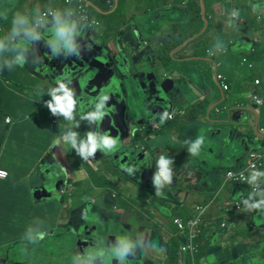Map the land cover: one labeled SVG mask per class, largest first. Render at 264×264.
<instances>
[{
	"label": "crops",
	"instance_id": "0c3cea01",
	"mask_svg": "<svg viewBox=\"0 0 264 264\" xmlns=\"http://www.w3.org/2000/svg\"><path fill=\"white\" fill-rule=\"evenodd\" d=\"M120 1L93 0L96 8H91L90 14L105 16L104 19L113 12ZM192 3L195 5L201 3L202 17L203 19L206 17L207 22L203 24L199 18H196L198 12L190 9ZM123 5L128 12L123 18H133L134 23L143 28V37L148 39L147 45L151 46L149 48L158 53L160 48L154 45V40L165 38L163 35L165 30H178L179 22L187 21L185 28L187 40L184 44H177L171 48L174 55H179L175 52L177 50L187 54L185 62L184 57L181 56L182 63L175 68L176 72L182 68V64L193 65L195 69L203 70L202 76L195 78L205 87L204 72L211 69L214 76L212 84L201 98L205 102L210 101L211 105L222 104L223 100H227L232 107L228 106L229 111L225 116L227 119L225 121L229 124L225 126L224 122L220 124L219 121L223 120L216 116L218 125L211 121L201 127L196 124V119L195 123L187 125L190 127L185 129V140L204 135L206 141L211 139L209 133L213 132L217 138L221 135L226 137L228 134L225 133L234 131L238 136L232 144V151L229 156L227 152L225 159L224 149L221 152L222 146L216 143L208 150L204 149L203 145L200 156L192 157L181 142L184 138L180 129L162 126L157 120L153 125L154 128L150 130H131L136 141L132 143L139 146L135 154L131 151L137 159L136 164L128 167L136 170L133 175L128 173L127 168L123 171L120 166H115L113 158H108L101 152H97L92 160L83 161L75 150L66 149L62 152L61 146L52 147L53 140L61 135L56 134L58 128H40L29 118L34 106L38 105L31 101L37 99L36 97L27 99L16 94L11 96L10 102L6 101V97L1 98L0 169L7 170L9 176L0 179V249H4L7 244L23 243L22 237L26 231L23 229V224L30 226L38 220L36 223L44 222L48 236L52 237L56 232L68 227L73 233V241L70 247L64 246V243L63 246L65 252L69 251L72 255L78 251L74 245L84 235L85 240L91 242L98 235L103 234L107 237V242L111 243L116 239L115 233L135 231L162 246L164 252L162 255L153 254L150 257L140 254L135 257L130 255V264H174L170 257L172 246L178 250L176 251L175 248L173 250L174 253L178 252V264H208L210 255L215 258L213 264H264V241L260 239H264V217L255 214L250 221L251 225L247 224L249 231L243 232L244 235L242 232L233 235L226 233V229L229 228H235L233 231L240 232V223L243 225L249 220L247 213L245 214L243 210L236 212L233 206L234 201L238 200V193H243L246 197L252 191L248 184L227 181L226 172L233 167L242 169L248 160L244 164L242 161L245 158L249 159L251 153L264 151L262 134L264 104L258 105L255 101L257 95L264 97V49H262L264 18L257 19L248 7V0H124ZM164 5L169 9L166 10ZM233 7L239 9L241 18L237 27L230 30L225 27L226 11ZM92 10L94 12L91 13ZM164 18L174 25L166 28ZM116 21L119 22L117 19ZM158 23H163L165 29L155 28L154 25ZM152 27L157 30H152ZM93 28L95 29L89 30L90 34H88L91 38L94 35L99 36V33L103 34L106 30L104 26L98 25ZM218 37L227 50L223 54L209 57L208 51L213 48L210 42L217 40ZM201 44L205 47L199 48ZM183 45L185 48L180 49ZM103 46L109 48L106 42ZM110 53L114 54V51ZM116 57L119 59L118 55ZM16 71L14 68L12 74ZM154 72L161 77L158 72ZM219 73L228 77L229 90H224L219 82ZM133 76L136 81L140 77L135 73ZM257 79L262 81L261 86L256 84ZM168 80L173 84L176 82L173 79ZM44 84L40 88L51 86L47 79H44ZM170 91L174 92L175 97L168 108L170 109L168 114L170 116L173 113L175 117L168 118V121L177 122L187 114L190 103L186 102L195 98L197 93L186 89L187 94L184 91L183 94L182 92L178 94L175 88H170ZM33 94L34 92L31 95ZM243 94L246 96L242 97ZM240 105L245 106L240 109L250 112L248 115L250 125L247 129L241 122L244 114L236 115L233 110L234 106L240 107ZM181 110L183 113H180ZM236 116L238 120L235 119ZM7 117L12 119L11 123L5 121ZM51 118H54L53 115ZM53 125H57L54 120ZM141 132L162 134L150 133L143 136L140 135ZM243 133L251 135L256 142L263 141V143L256 148L249 144ZM158 137L163 138V142L151 144V140ZM168 138H172L171 141L167 142ZM242 146L244 151L238 153L236 150L240 151ZM161 154L174 159L173 183L163 189L164 197L155 195L152 183L155 159ZM115 156L116 154L113 157ZM119 171L128 176L127 179L123 178L124 175L120 176ZM85 197L88 200H85ZM118 198L125 199L120 208H117L120 202ZM132 200H138L143 207L133 203ZM212 202L214 203L212 208H215L218 202L224 205L226 202H232L227 209L228 218L219 227L218 223L224 220V216L221 214L216 216L214 212L219 210L221 213L222 210L209 208L201 226L202 235L198 240L200 246L197 244L199 253L194 256L183 254L182 247L189 241V235L179 231L175 219L188 221L194 219L200 205ZM84 208L88 210V222L81 217ZM224 225L227 227L224 228ZM58 244L62 246V242ZM22 245L26 247L24 243ZM85 247L87 246H84L83 250ZM67 264L70 262L68 261ZM97 264L100 262L97 261ZM113 264L118 262L114 260Z\"/></svg>",
	"mask_w": 264,
	"mask_h": 264
},
{
	"label": "clouds",
	"instance_id": "9594fccd",
	"mask_svg": "<svg viewBox=\"0 0 264 264\" xmlns=\"http://www.w3.org/2000/svg\"><path fill=\"white\" fill-rule=\"evenodd\" d=\"M67 3L70 4L71 0H67ZM248 7L257 19L264 18V0H248ZM79 13L76 8L51 6L42 8L39 4L29 11H16L11 18L10 30L0 35V72L4 68L11 71L16 67H25L26 64L32 67L38 66L43 59L38 49L41 42L49 49L48 54L51 58L60 57L61 53L65 58L73 55L79 57L83 48L91 49L89 42L84 43L85 33L95 25L89 22L85 15ZM7 16L8 9L0 10V18ZM226 16L225 27L230 30L235 29L241 18L239 9L231 8L226 11ZM226 50L223 41L218 39L213 48L209 49L208 56H217ZM39 91L42 96L45 93L50 96V99L45 101L50 113L66 122L61 135L53 140L52 147L61 146L62 152L66 149L75 150L83 161L92 160L98 151L104 155H111L120 150L121 141L107 131L101 130V124L110 111L108 102L111 95L108 91L101 89L95 97L78 96L73 87L72 77L67 73L57 77L54 86L47 89L40 88ZM168 118L170 116L166 111L161 113V122ZM81 122L88 124V130L83 136L76 130ZM204 143V135H197L195 139L184 141L187 152L192 157L200 156ZM173 165L174 159L168 155L161 154L155 159L152 183L156 196L164 197L163 189L173 183ZM127 171L133 175L136 173L132 168H127ZM245 171L248 175L241 172L240 180L248 184L252 191L246 197L243 193L237 194L238 207L242 205L243 212L264 217V187H262L264 170L252 166ZM5 177L6 173L0 172V179ZM85 200L88 198L85 197ZM81 217L88 222L86 208L82 211ZM36 221L27 227L22 237L26 245H37L47 236L44 222L36 223ZM114 235L116 239L111 243L107 242L105 235H98L92 244L72 256L71 264H97V261L100 264H113L114 260L118 264H130V255L135 257L140 254L150 257L153 254L162 255L164 252L162 246L150 241L142 233L127 231L117 232ZM214 259V256L210 255L208 264H213Z\"/></svg>",
	"mask_w": 264,
	"mask_h": 264
},
{
	"label": "rangeland",
	"instance_id": "374dc122",
	"mask_svg": "<svg viewBox=\"0 0 264 264\" xmlns=\"http://www.w3.org/2000/svg\"><path fill=\"white\" fill-rule=\"evenodd\" d=\"M39 1V5H41L42 8H46L47 6H51V7H57L58 6L61 8L62 7V3L58 2L56 0H35ZM11 3H15L13 5V7L19 8V2H17V0H11ZM124 0H121L120 3L118 4V6H116L113 10V12L106 18L103 19L99 22V20L96 19L97 15H93L90 14V17L96 21L99 22V27L104 26L105 27V31L104 33H99L100 35L97 36L98 41L102 42H106V44H108L110 51H114V56L118 55L119 59L115 60V65L113 66V69L116 71L118 70L119 73H122V71H125L131 75L138 74L141 70H147L149 69L150 71H156L158 72L162 79L164 80H168V79H173L175 84L174 88L176 90V92L178 94H183V91L185 94H187V90H192L193 92H196L197 95L195 98H193L190 102H186V103H190V107L187 110V114L183 117L180 118L179 121L177 122H171L168 121V119L164 120L163 122H161V119H158V122H160V124L162 126H173V129H180V132L183 133L182 136L184 138L185 141V129L188 127L187 125L191 124V123H195L197 119L196 124L198 123L201 127H203V125H205L206 122H213L216 125H218V123L216 122L215 118L216 116L220 117L223 121H219L220 124H222L225 126L226 124H229L226 119V113H228L229 109L228 106L231 105L230 103L228 104L227 100H223L222 104H214L210 101H204L201 96L206 92L207 89H209V87L212 84L213 81V71L211 69H207L204 72V83H205V87L201 86V83L199 84L195 78V76L201 77L203 74V70H197L195 69V67L193 65H183L182 64V68L176 72V67H179V64L182 63L181 59L184 57V62L186 61V55L187 54H183L184 51L181 50H177L175 51L176 53H178L179 55H174L173 51H171V48H173L175 46V44H179L180 40L182 39V37L180 36V33L177 30H165L164 32V36L165 38H160L159 40L156 39L154 40V45L158 46V48H160L159 53L158 51H154V49H151L149 47H151L150 45H147V38L143 37V28L138 27L134 21L133 18L131 19H124V15L127 12L126 8H124ZM23 5V4H22ZM21 5V9H23ZM192 6L194 5V3L191 4ZM166 5H164V8L167 10L169 9L168 7H165ZM65 7V5H64ZM131 9V6H130ZM90 11V10H89ZM92 13V11H91ZM93 15V16H92ZM108 15V14H107ZM99 18V17H97ZM128 18H129V14H128ZM206 18V17H205ZM100 19V18H99ZM119 20V22L116 21ZM122 19V20H121ZM121 20V22H120ZM159 22V21H158ZM162 22V21H161ZM164 25L166 28H171L174 23L169 22L166 20V18H164L163 20ZM207 22V19H206ZM181 26H186L187 25V21H180L179 22ZM155 28L158 29H162L163 28V23H158L154 25ZM145 28V27H144ZM154 27H152V30H157ZM95 28H92L90 31H93ZM101 29V28H100ZM165 29V28H163ZM170 31V33H168ZM136 33H138V35H136ZM221 40L220 37L217 38V40ZM217 40H214L212 42H210L211 46H214L215 42ZM264 40V39H262ZM203 48L205 47V45H199V48ZM112 48H114L112 50ZM185 48V46L183 45L180 49ZM262 49H264V45L262 46ZM183 56V57H181ZM30 64H26L25 67L29 68ZM134 66V67H133ZM195 69V70H194ZM193 71L195 73H193ZM36 74V73H33ZM253 78H255L253 76ZM128 81L130 79H127ZM131 82L135 85V82L132 80L131 78ZM167 82V81H166ZM165 82V83H166ZM52 87V85L50 86ZM173 88V89H174ZM32 93L35 92V90H31ZM34 96V95H33ZM181 96V95H180ZM246 96V94H243L242 97ZM200 100V101H199ZM205 102V103H204ZM224 102H226V104H224ZM242 102V100H241ZM232 107V105H231ZM178 110V108L176 109ZM233 110L235 111L236 115H242V123L245 125V128L247 129L248 126L250 125L249 122V118L248 115L250 112H247L246 110L240 109L237 106L233 107ZM195 112H197L196 114H194ZM168 113V112H167ZM192 114V115H191ZM190 116H192V119H190ZM204 118H200V117ZM187 118V119H186ZM236 120H238V116L235 117ZM195 124V126H196ZM148 128L152 127V124L148 123ZM194 126V128H195ZM230 126V125H229ZM56 126H54L53 128H55ZM190 127V126H189ZM188 127V128H189ZM217 127V126H216ZM214 127V128H216ZM197 128H195L196 130ZM212 129V128H211ZM191 130V128H190ZM155 131V130H154ZM150 133H156V135L162 134L160 132H141V135H146V134H150ZM191 133H193V131H191ZM196 133V131H195ZM188 134V133H187ZM228 134L226 135V137H223V135L218 136L217 138H215L214 133H209V135L211 136L209 140H206L204 143V149H211L212 146L216 143L220 144L222 146V150L224 149V157L225 159L227 158V152H228V156L230 154V151H232V144L234 142V140L237 138L238 133L234 132V131H229V133H225ZM246 136L247 141L249 142V144L256 146H259L262 142H256L255 139L247 134V133H243ZM167 137V136H166ZM165 137V138H166ZM172 138H168L166 141H171ZM163 138L158 137V138H154L151 140V144H161L163 142ZM184 141L182 140L181 142L184 143ZM184 151L186 152V150L184 149ZM203 151V150H202ZM238 153H242L244 151V147H241V150L238 151L236 150ZM206 151H204L205 153ZM188 153V152H187ZM202 153V152H201ZM228 160V159H227ZM248 159L245 158V160L242 161V164H244ZM233 170H238L237 167H233ZM230 169V170H232ZM205 170V169H203ZM264 170V167L261 169ZM229 171V170H228ZM227 171V172H228ZM226 172V173H227ZM119 175L123 176L124 173L119 171ZM227 175V174H226ZM128 176L124 175L123 178L127 179ZM119 199V204L117 205V208H120L123 205V201L125 200L124 198H118ZM133 203L139 204L143 207V205L138 201V200H132ZM213 202L211 204L207 205H203L205 207H209L212 208L213 206ZM232 202H226V204L224 205L223 203H216L215 208H212V210L215 209H220L222 210V212L220 213L219 210H217L216 212H214V215L218 216L219 214L224 216V220L220 221L218 223V226L221 227V224L224 223V221L226 220L227 217V209L231 206ZM138 209H142L137 207ZM210 210V209H209ZM208 210V211H209ZM233 210L236 212H242L243 209H240V211H237L234 206H233ZM207 211V213H208ZM246 214V213H245ZM248 214V218L249 220L247 221V223L241 225L240 223V232H236L239 230H235L233 231V229H226V233L229 235H233V234H238L242 232H247L249 231V227L247 226V224L250 223V221L252 220V218L255 216V213H247ZM199 215V213L197 212L195 214V217ZM229 215V214H228ZM207 215H204V218H206ZM184 220V219H183ZM185 222H187L188 220H184ZM241 222V221H240ZM27 225L23 224V229H27ZM227 227V226H226ZM255 233V232H253ZM73 233L71 231H69L68 227L61 229V231L56 232L55 235H53V237L50 235L47 236L39 242V244L37 245H31V247H24V245H22L23 243H16V244H7L4 246V249H0V264H67V262L69 261L71 264V258H72V254L69 251L65 252V247H70V244L73 241L72 238ZM157 236V235H156ZM153 237V235H151V238ZM262 241H264L263 238H260ZM62 242V246H60L58 243ZM64 243V246H63ZM199 245V241L197 243ZM200 246V245H199Z\"/></svg>",
	"mask_w": 264,
	"mask_h": 264
},
{
	"label": "water",
	"instance_id": "95a60500",
	"mask_svg": "<svg viewBox=\"0 0 264 264\" xmlns=\"http://www.w3.org/2000/svg\"><path fill=\"white\" fill-rule=\"evenodd\" d=\"M88 34H90V31L85 33L86 40L89 39ZM101 45V51L97 54L96 52H88L85 55L81 52L79 57L73 55L65 60L66 58L61 53L58 58L62 62L58 66L55 63L52 64L51 59L54 60V58L49 56V49L41 42L38 45V49L43 59L38 71L43 70L49 63L54 67L69 69L67 73L70 76L72 74L71 77L73 84H76V94L78 96L87 95L85 93L86 88L90 87L89 89H91L95 85H100V88L96 90L94 95L91 94L92 97H95L101 89L110 93L111 98L108 102L110 111L101 124V130L117 137L121 141V148L116 153L105 156L108 158L112 157L115 166H120L125 171L129 165L136 164L137 159H135L134 154L139 149L138 145L133 144L136 141L133 138L134 135L131 134V130L143 131L154 128L153 125L160 119L161 113L170 111L168 108L172 105V100L175 97L174 92L170 91V88L173 89L174 85L170 80L160 78L154 71L143 69L138 73L140 77L137 81L135 80V85H130L132 88L131 93L130 87H124L125 82L118 75L119 72H113L109 76L106 74L112 67L113 62L118 59L113 53H110L108 47L103 46V43ZM86 69L93 70L91 72L92 76L88 75V71L84 72ZM79 77L82 78L80 82L77 79ZM81 85H83V88H81ZM91 96L88 95V97ZM238 108H245V106L240 105ZM148 123L152 124V127L148 128ZM131 151H134L133 155ZM115 154L116 156L113 157ZM92 243L93 241L85 240L84 235L80 237L74 248L82 252L84 246H89Z\"/></svg>",
	"mask_w": 264,
	"mask_h": 264
},
{
	"label": "trees",
	"instance_id": "16d2710c",
	"mask_svg": "<svg viewBox=\"0 0 264 264\" xmlns=\"http://www.w3.org/2000/svg\"><path fill=\"white\" fill-rule=\"evenodd\" d=\"M17 2H19V8L13 7L15 3L12 4L11 0H0V10L8 9L7 18H0V35H3L10 30L11 18H12V15L16 11H29L32 8H34L35 5L39 3V1L35 2V0H17ZM21 5L23 9L20 8ZM69 6L73 8L76 5L75 3H73ZM190 9L193 12H196V11L198 12V14L196 15V18H199V20H201L202 23L204 24L206 21V18L203 19L202 17L203 8H202L201 3H198L196 5L194 3L193 6L190 4ZM92 12H94V10H92ZM97 17H99L100 19ZM97 17H96L97 20L99 21L102 20V16L97 15ZM186 27L187 26L180 25L179 29L180 28L181 29L177 30L180 33V36L182 37V39L179 41L180 45L184 44L185 41L187 40L186 39L187 30H185ZM182 30L183 32L181 33ZM176 45L177 44H175V46ZM16 70L17 71L14 72L15 74H12L13 70L9 71L7 68H4L3 71L0 72V99L6 97V101L10 102L11 96L16 95V94H20L23 96V98H27V99H31V98L33 99L34 97H36L37 99L31 100V101H33L35 104H38V105L34 106V108L32 109L30 113L29 118H31V120L36 124V126L40 128L54 127L53 120L58 119L57 120L58 123L56 125V127L58 128V132H56V134H61V130L66 122L61 120V118L58 116L53 115L54 118H51L52 114L45 106V101L50 99V96L47 93H45L42 96L39 91L41 85H45L44 78L39 76L38 74H33L34 72L30 67L29 68L16 67ZM45 89H47V87ZM30 90H35L33 94L34 96L31 95L32 91L30 92ZM77 119L79 120V115H77ZM76 130L80 132L81 136H83L85 132L88 130V124L86 122H81L79 128ZM8 176H9V172H8ZM23 243L25 244V242ZM27 247H29V245H27ZM174 248L176 249V247L172 246L170 249V257H171V260L174 262V264H178L179 255H178V252L177 253L173 252ZM176 251L178 250L176 249Z\"/></svg>",
	"mask_w": 264,
	"mask_h": 264
},
{
	"label": "built area",
	"instance_id": "2783aa9c",
	"mask_svg": "<svg viewBox=\"0 0 264 264\" xmlns=\"http://www.w3.org/2000/svg\"><path fill=\"white\" fill-rule=\"evenodd\" d=\"M58 2L62 3V6L65 5V7H69L71 8L69 5L75 3V7L78 10V14H80L79 12H81L83 15H85L88 19L89 22H93L94 25H98V21L92 19L90 17V9L91 8H96V6L94 5L93 0H71V3L68 4L67 0H56ZM56 8V7H54ZM60 8V7H58ZM63 8V7H61ZM218 80L221 83L222 87L224 88V90H229L230 89V83L228 81V77L225 74L219 73L218 74ZM256 84L258 86L262 85V81L260 79L256 80ZM263 94H264V89H263ZM255 101L258 105H263L264 104V97L261 96H255ZM180 113H183V110L180 111ZM175 117V115L173 113L170 114V119H173ZM5 121L7 123H11L12 119L10 117H7L5 119ZM56 123H58L57 120H54ZM262 134L264 135V129H262ZM252 166H255V168L261 170L264 167V151L262 152H253L249 155V159L246 163V165L240 169V170H229L227 172L226 175V180L227 181H231V182H235L237 184H246L243 181L240 180V173L244 172L245 175H248V172L245 171L246 169H250ZM0 172L6 173V177L4 179H6L8 177V171L5 169H0ZM231 173V175H229ZM234 208L237 211H240V209L242 208V205H240L238 207V200L234 201ZM209 209V207H205L203 205H200L198 207V213L199 215H197L194 219H191L187 222H185L183 219L181 218H176L175 219V224L178 226V229L181 233H188L189 235V241L187 243H185L182 247V253L183 254H189V255H196L199 253V246L197 245L198 240L200 239L201 235H202V231H201V226L204 222V215L206 214L207 210ZM227 225H224V228ZM190 246V247H189ZM184 249H188L187 251H185Z\"/></svg>",
	"mask_w": 264,
	"mask_h": 264
},
{
	"label": "flooded vegetation",
	"instance_id": "af4514ba",
	"mask_svg": "<svg viewBox=\"0 0 264 264\" xmlns=\"http://www.w3.org/2000/svg\"><path fill=\"white\" fill-rule=\"evenodd\" d=\"M98 26H99V23H98ZM89 42V44H90V46H91V49H87L86 47L85 48H83L82 49V54H88V52H90V53H92V52H96V54L97 53H99L100 51H101V47H102V45H101V41H98V38H97V36H95L94 35V37L93 38H91V37H89V39L88 40H86V42H85V44L86 43H88ZM103 44H105V42L103 41L102 42ZM47 53V52H46ZM77 57V56H76ZM116 57V56H115ZM114 57V58H115ZM68 58V57H67ZM67 58L65 59V60H67ZM51 61H52V64H56V65H58V66H60V63L62 62V61H60V59L58 58V57H55L54 58V60H52L51 59ZM59 61V62H58ZM115 63V61L113 62V64H112V67L109 69V71L106 73L108 76L109 75H111L113 72H119L118 70H116V71H114V69H113V66L115 65L114 64ZM42 64V61H41V63L38 65V66H36V67H32L31 65L29 66L34 72H36V74H38L39 76H41V77H43L45 80L47 79L48 80V82H49V84H51L52 86H54V81H55V79L57 78V77H59V76H61V75H63L64 73H67V71L69 70H67V69H61V68H59V67H54V66H51L50 65V63H49V65H47L43 70H41V71H38V67L40 66ZM88 71V75H90V76H92L91 75V72L93 71L92 69H86L84 72H87ZM83 72V73H84ZM78 73V72H77ZM68 74V73H67ZM118 75L121 77V79L125 82V85H124V87L125 86H127L128 88L130 87V92L132 93V88H131V86L130 85H134L132 82H131V78H132V80L135 82V77L133 76V75H131V74H129V73H127V72H125V71H123V74L122 73H118ZM71 76H72V74H71ZM79 76L80 77H82L81 76V74H79ZM77 78L78 80H79V82L82 80V78ZM131 77V78H130ZM84 79V78H83ZM86 79V78H85ZM127 79H130L129 81L127 80ZM136 83V82H135ZM76 85V84H75ZM75 85L73 84V87H75ZM123 87V86H122ZM90 87H87L86 88V91H85V93L87 94V95H84V96H86V97H88V95H90L91 96V94H95V92H96V90H98L99 88H100V85H95V86H93L91 89H89ZM75 89H76V87H75ZM77 90V89H76ZM92 97V96H91Z\"/></svg>",
	"mask_w": 264,
	"mask_h": 264
}]
</instances>
